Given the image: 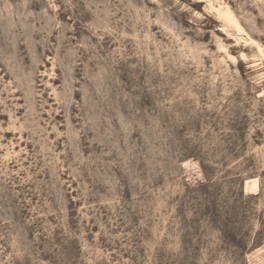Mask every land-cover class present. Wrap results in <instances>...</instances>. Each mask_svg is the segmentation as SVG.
Returning a JSON list of instances; mask_svg holds the SVG:
<instances>
[{"label": "rangeland", "instance_id": "obj_1", "mask_svg": "<svg viewBox=\"0 0 264 264\" xmlns=\"http://www.w3.org/2000/svg\"><path fill=\"white\" fill-rule=\"evenodd\" d=\"M0 264H264V0H0Z\"/></svg>", "mask_w": 264, "mask_h": 264}]
</instances>
